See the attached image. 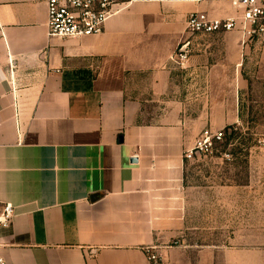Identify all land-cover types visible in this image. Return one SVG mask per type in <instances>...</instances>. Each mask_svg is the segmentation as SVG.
<instances>
[{"label": "crops", "instance_id": "0c3cea01", "mask_svg": "<svg viewBox=\"0 0 264 264\" xmlns=\"http://www.w3.org/2000/svg\"><path fill=\"white\" fill-rule=\"evenodd\" d=\"M118 1L100 35L61 39L48 35L49 0H0V203L14 208L0 228V256L6 264H152L156 251L158 264H264L259 249L172 245L187 228L185 151L204 129L235 118L216 102L210 124L188 118L171 58L186 42L191 52L215 51L211 39L200 47L208 36L187 32L191 13L232 19L237 10ZM241 34L213 41H252ZM191 62L209 69V90L199 91L197 78L186 99L214 101L216 84L231 82L217 77L221 62ZM221 97L233 99L231 88ZM256 184L249 190L264 212V174Z\"/></svg>", "mask_w": 264, "mask_h": 264}, {"label": "rangeland", "instance_id": "374dc122", "mask_svg": "<svg viewBox=\"0 0 264 264\" xmlns=\"http://www.w3.org/2000/svg\"><path fill=\"white\" fill-rule=\"evenodd\" d=\"M213 38L214 35L202 37L198 42L203 47L211 39L210 44L216 45L211 50L216 52L211 51L210 55L202 48L200 52L189 51L187 64L181 67L173 63V71L185 91L183 113L193 121L210 124L215 119L210 114L211 103L229 104L235 124L227 132L222 129L224 140L216 143L212 153L186 160L183 192L187 228L184 237L172 245L192 246L196 250L226 246L264 252V223L261 225L264 212L256 210L255 196L249 190L257 185L256 178L264 174V146L260 144L264 139V41L244 44L243 39L213 41ZM192 55L207 56L210 65L220 61L217 77L229 76L230 83L216 84L214 101L205 97L186 99L192 91L191 82L197 78L201 81L197 89L204 94L209 90L202 82L203 77L207 80L209 69L195 71L191 66ZM225 88L233 91L230 101L221 97Z\"/></svg>", "mask_w": 264, "mask_h": 264}, {"label": "built area", "instance_id": "2783aa9c", "mask_svg": "<svg viewBox=\"0 0 264 264\" xmlns=\"http://www.w3.org/2000/svg\"><path fill=\"white\" fill-rule=\"evenodd\" d=\"M134 1V0H130ZM209 3H228L238 16L232 19L210 18L206 13H191L186 21V30L191 35H220L233 31L242 33L248 40L264 41V4L262 0H200ZM118 0H49L48 35L61 39L87 38L100 35L107 20L117 13ZM190 42L183 43L172 56L174 64L183 67L189 62ZM224 140L223 130L208 127L201 131L193 146L185 151V160L212 153L216 143ZM264 146V139L260 141ZM14 217V208L0 203V228ZM152 264H158L160 254L148 256ZM0 264H6L0 256Z\"/></svg>", "mask_w": 264, "mask_h": 264}, {"label": "trees", "instance_id": "16d2710c", "mask_svg": "<svg viewBox=\"0 0 264 264\" xmlns=\"http://www.w3.org/2000/svg\"><path fill=\"white\" fill-rule=\"evenodd\" d=\"M230 129H231L230 126H228V127L225 128L226 132H227L228 130H230Z\"/></svg>", "mask_w": 264, "mask_h": 264}]
</instances>
